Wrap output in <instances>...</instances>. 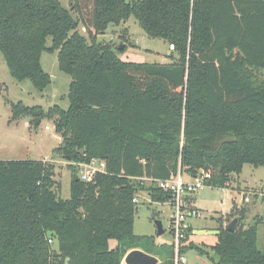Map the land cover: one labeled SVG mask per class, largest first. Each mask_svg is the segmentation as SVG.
<instances>
[{"label": "trees", "instance_id": "obj_1", "mask_svg": "<svg viewBox=\"0 0 264 264\" xmlns=\"http://www.w3.org/2000/svg\"><path fill=\"white\" fill-rule=\"evenodd\" d=\"M70 1L68 9L60 0H0V52L11 76L46 88L41 54L57 50L71 77L66 109L11 102L10 121L53 119L61 137L53 152L70 169L104 160L106 172L82 182L71 170L65 199L51 161L0 160V264H123L133 248L172 264L171 243L134 233L132 199L145 191L167 202L156 180L178 172L211 169L206 185L224 187L244 164L264 166V0ZM130 16L174 46L168 62L123 60L98 39ZM243 211L227 213L240 220L233 232L219 227L213 264H264L258 224L245 226Z\"/></svg>", "mask_w": 264, "mask_h": 264}, {"label": "rangeland", "instance_id": "obj_2", "mask_svg": "<svg viewBox=\"0 0 264 264\" xmlns=\"http://www.w3.org/2000/svg\"><path fill=\"white\" fill-rule=\"evenodd\" d=\"M60 1L70 9V0ZM84 30L83 27H80L81 33L86 35ZM98 39L111 42L114 47L123 44L119 56L127 61L165 63L169 61L168 56L171 54L168 43L162 39L148 36L133 16L119 25H109ZM46 45H51V37H48ZM41 64L51 77V83L42 90L34 87L29 80L18 81L12 77L0 52V160L41 159L51 161L55 166L54 179L60 183L59 195L66 199L70 197L71 173L73 171L77 173V168L72 164V169H70L69 161L53 152L61 142L60 135L54 130L53 119H41L36 128L34 127V118L29 116L10 121L11 102L22 101L29 106L39 105L44 110L54 105H59L63 109L68 107L71 77L60 71L57 64V50L43 51ZM182 177L185 180H190L185 173H182ZM241 193L244 194V198L246 196L248 199L242 203ZM263 196L264 166L254 167L251 164H244L241 172L230 182V185L224 187L204 185L190 196L192 206L200 213L199 217L190 219L191 227L220 231V226L226 228L230 220L237 217L227 219L229 217L227 213L230 212L233 205L236 207L238 205L244 209L243 224L245 226L258 224L257 244L258 248L263 250L264 224L260 223L264 220ZM137 198L139 202L133 224L134 233L153 236L157 246L170 244L172 237L167 229L171 214L170 205L149 201L145 191L138 192ZM155 220H160L164 228V233L159 236L156 235ZM239 223L240 220L237 225ZM218 235L192 233L188 237L192 245L184 254V264H213L210 259L217 260V256L211 246L218 241ZM50 244L53 245L51 250L56 251V241L53 239V244ZM147 253L158 257L159 262L163 261L160 255Z\"/></svg>", "mask_w": 264, "mask_h": 264}, {"label": "built area", "instance_id": "obj_3", "mask_svg": "<svg viewBox=\"0 0 264 264\" xmlns=\"http://www.w3.org/2000/svg\"><path fill=\"white\" fill-rule=\"evenodd\" d=\"M169 50H174V46L172 44L169 45ZM72 164L76 166L77 177L82 182H90L98 173L106 172L105 161L97 158H92L87 162H74ZM211 176V169H202L197 175L193 177L189 176L190 180H185L182 177L181 172H178L176 175H173L168 179L156 180L159 188L169 191L170 193V199L165 203H168L171 209L167 229L172 237V264H184L185 253L181 251V248L188 243L187 236H190L193 233V230L191 233L189 232V229L191 228L190 219L200 216L199 210L192 206V203L188 201V197H190L197 189L206 185V182L211 178ZM227 185H230V183ZM241 195V203L242 201L248 200L246 196L244 198L243 193H241ZM137 196L138 194H136L132 199L135 204H138L139 202ZM147 197L150 201L151 199L149 194H147ZM237 208L240 207L237 205ZM49 243L53 244V240L49 239Z\"/></svg>", "mask_w": 264, "mask_h": 264}, {"label": "water", "instance_id": "obj_4", "mask_svg": "<svg viewBox=\"0 0 264 264\" xmlns=\"http://www.w3.org/2000/svg\"><path fill=\"white\" fill-rule=\"evenodd\" d=\"M119 50L123 49V44H120L118 46ZM40 117L34 118V127L36 128L38 126V123L40 122ZM216 153L214 152H205V157H214ZM239 218L234 217L230 220V222L227 224L226 228L228 231L233 232L237 226ZM155 227H156V235L159 236L164 233V228L162 226V222L160 220H155ZM195 233L197 234H214L218 235L220 233L219 230H195ZM158 257L147 253L146 251H143L141 249L135 248L132 250H129L125 256H124V262L123 264H159ZM65 264H68V258L65 261Z\"/></svg>", "mask_w": 264, "mask_h": 264}, {"label": "crops", "instance_id": "obj_5", "mask_svg": "<svg viewBox=\"0 0 264 264\" xmlns=\"http://www.w3.org/2000/svg\"><path fill=\"white\" fill-rule=\"evenodd\" d=\"M195 230H201V229H198V228H195L193 229V233L195 232ZM205 230V229H204ZM263 230H264V227H263ZM191 236V235H190Z\"/></svg>", "mask_w": 264, "mask_h": 264}, {"label": "bare ground", "instance_id": "obj_6", "mask_svg": "<svg viewBox=\"0 0 264 264\" xmlns=\"http://www.w3.org/2000/svg\"><path fill=\"white\" fill-rule=\"evenodd\" d=\"M170 51V50H169Z\"/></svg>", "mask_w": 264, "mask_h": 264}]
</instances>
